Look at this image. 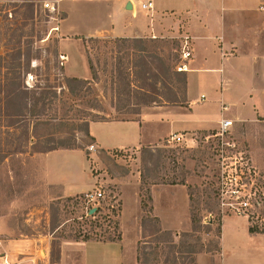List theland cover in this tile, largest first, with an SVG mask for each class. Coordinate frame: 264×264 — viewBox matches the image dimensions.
Returning <instances> with one entry per match:
<instances>
[{"label":"rangeland","instance_id":"1","mask_svg":"<svg viewBox=\"0 0 264 264\" xmlns=\"http://www.w3.org/2000/svg\"><path fill=\"white\" fill-rule=\"evenodd\" d=\"M56 1L52 0L55 10H50L44 6V0L35 2L33 8L29 0H0V83L6 85L14 75L9 67L21 63L19 70L16 66L17 72L29 70L27 75L21 76L29 88L25 109L27 120L11 129L5 127V121L0 129L2 151L14 150L17 141H22L23 150L6 159L0 155V218L8 228L4 233L0 230V238H46L52 264H80L82 244L77 242H84L85 264L89 252L87 243L119 242L122 239L119 217L124 196L129 212L133 209L132 195L139 184L142 210L139 241L143 242L140 249L143 264H163L175 257L176 264H219L222 247L221 252L216 250L221 246L218 230L228 215L232 216L226 222L227 238L224 242L227 246L223 247L226 248V256L234 260L236 253L230 250L234 245L232 229L238 227L243 230L245 221L233 211H223L214 197L218 170L217 150L214 149L217 140L208 144L204 140L206 134L201 133L182 145H169L166 137L155 144L122 152L90 150L94 141L88 132V124L98 119L97 113L108 119L138 118L125 111L132 109V105L144 95L160 101L149 107L187 105L183 82L187 69L180 71L177 68L189 61L181 57L186 19L169 13L166 17L171 21L155 36L88 39L85 41L86 54L98 79L93 78L91 68L89 76L84 78L83 47L74 40L80 37L61 31L62 20L66 18V25L84 31V16L99 14L98 23H109L119 16L115 12L110 14L106 3ZM138 9L139 20L150 16V11ZM20 48L23 55L14 59ZM190 76L194 84L192 97L204 93L203 106L207 107L211 99L209 74L205 70H194ZM72 77L87 79L91 83L77 85L68 81ZM176 97L180 103L165 101ZM96 108H103L105 112ZM216 114L215 110L212 119L217 118ZM168 120L171 116L162 112H148L146 115L147 128L151 130H159L157 122ZM166 129L169 130L168 126ZM25 130L29 131L30 140L23 135ZM232 136L246 154L255 156L254 164L259 175L249 181L246 189L257 192L260 206L251 207L245 214L253 217L254 224L262 223L264 226V200L259 197L260 194L264 197V124H236ZM61 145L86 152L96 180L93 190L102 182L107 194V199L102 202L104 211L107 214L110 211L112 215L113 209L109 205L113 203L118 208L111 217L113 222L101 220L99 225L93 224L96 219L87 215L86 204L81 199L83 194L69 197L58 186L47 183L40 156L48 153L47 149ZM53 156L56 163L62 158L73 161L82 158L76 151ZM174 178L186 182L200 223L193 224L189 213L188 222L180 226L182 230L171 231V238L157 232L160 225L151 219L154 212L148 213L152 203L148 200L147 189L172 182ZM80 181L84 184V174ZM85 181L86 188L93 184L89 176ZM116 221L119 222L118 227ZM129 231L132 230L126 226V232ZM184 232L190 236H182ZM157 239L168 241L158 242L160 240ZM183 240H188L195 249L202 248V252L192 255L172 250L173 242L178 244ZM256 253L260 261L264 260V249H258Z\"/></svg>","mask_w":264,"mask_h":264},{"label":"crops","instance_id":"2","mask_svg":"<svg viewBox=\"0 0 264 264\" xmlns=\"http://www.w3.org/2000/svg\"><path fill=\"white\" fill-rule=\"evenodd\" d=\"M62 0H57L59 3ZM152 1L154 8L145 20H139L138 9L145 2ZM86 3H106L110 14L115 12L118 19L109 23H98L99 14L84 16V31L66 25V18L60 25L61 31L77 35L74 39L82 44L84 78L90 73L89 58L85 40L91 37L142 38L160 33L170 20L169 13L186 19V34L191 38L192 58L187 64L186 106L143 107L135 119L91 122L90 136L97 149L110 151L133 149L159 142L173 134L189 137L209 134L219 128L223 118H230L236 124L254 126L264 124V0H84ZM129 2L131 9L127 8ZM61 9V6L59 7ZM64 11L63 9H61ZM143 10V9H142ZM147 13V12H144ZM145 16V17H146ZM100 17L102 18L101 14ZM91 22H94L91 23ZM97 22V24H96ZM87 42V41H86ZM89 67V68H88ZM205 70L209 74L211 95L207 107L205 94L193 98L191 73ZM226 107V109H224ZM217 118H213L214 112ZM148 112H162L171 120L157 122L159 130L147 128ZM184 112V114H182ZM258 123V124H257ZM168 126L169 130L166 129ZM79 152L81 160L60 159L55 162L54 154ZM48 184L58 186L69 197L92 191L96 180L90 160L82 149H60L40 156ZM254 161L255 156L252 154ZM84 174V184L80 181ZM92 179L86 188V177ZM84 187V188H83ZM124 196L120 226L122 239L119 242L87 243L88 254L85 264H138L137 248L140 239V187L132 195L133 209L128 212ZM154 216L160 219L163 230L179 231L188 222L190 196L186 185L161 184L152 188ZM224 217L221 235L222 253L219 264H264L256 250L264 249V233L251 234L249 217L236 214L244 219V229H232L236 253L229 259L223 247L227 238V219ZM126 226L132 231L126 232ZM8 228L0 218V230ZM231 232V231H230ZM81 247V262L84 264V242ZM229 252V249H228ZM90 256V257H89ZM0 264H52L49 243L42 237L0 238ZM63 264V263H61Z\"/></svg>","mask_w":264,"mask_h":264},{"label":"built area","instance_id":"3","mask_svg":"<svg viewBox=\"0 0 264 264\" xmlns=\"http://www.w3.org/2000/svg\"><path fill=\"white\" fill-rule=\"evenodd\" d=\"M55 1V0H54ZM44 6L47 9L55 10V5L52 0H44ZM143 10H152L154 8L153 2L148 1L141 5ZM181 57L184 60L192 58V44L189 36H184L181 48ZM178 70L185 71L187 65H179ZM226 109V107L224 108ZM235 121L230 118H223L220 121L219 128L215 132H211L204 136V140L209 144L210 141L217 140L215 150H217V176L214 182L213 189L216 192V198L219 206L223 211H233L240 215H245L246 210L254 207V202L258 199L257 192L247 191L246 186L250 180L259 175L257 167L254 164L252 156L246 154V151L241 149L237 140L232 136ZM195 136L189 137L184 134H173L168 137L167 144H185L187 141L191 142ZM214 144V143H213ZM95 149L94 145L90 146V150ZM126 151L119 149V152ZM97 189L86 192L82 196V203L86 204L87 215L92 208H100L102 214H107L104 211L102 202L107 199L106 191L103 189L102 182ZM110 209H116L115 204L109 205ZM108 208V209H109ZM109 217L111 218L110 211ZM96 219V217H93Z\"/></svg>","mask_w":264,"mask_h":264},{"label":"trees","instance_id":"4","mask_svg":"<svg viewBox=\"0 0 264 264\" xmlns=\"http://www.w3.org/2000/svg\"><path fill=\"white\" fill-rule=\"evenodd\" d=\"M31 1V6L32 8L34 7V3L37 1H41V0H29ZM89 39H93L92 37ZM88 40V39H87ZM85 40V41H87ZM88 42V41H87ZM87 45V44H86ZM29 53V57H30V52ZM23 55V51L22 48L19 49L18 52H16V55L14 56V59L16 58H21V56ZM89 65L91 68V72L93 74V78L94 79H98L97 73L94 70V67L92 65V61L91 59H89ZM16 66L19 67L18 70L21 67V63H19V65H14V67H9V69H12V74H9L11 72H8V75H12V77L10 78L9 82L6 83V85L3 86V84L0 83V129H2V125L3 123H5V121L7 122V124L5 125V127L7 128H15L16 125L20 122L26 121L27 120V113H26V108H27V99H28V94H29V88L28 86L24 85V83L21 80V76H25L27 75V73H29V70L24 71V69L22 70V72H17L16 70ZM68 81L71 83H75L77 85H87L90 84L91 81L87 80V79H81V78H76V77H72V78H68ZM184 82V92H185V97L187 94V76L185 74V77L183 79ZM71 86V85H70ZM73 86V85H72ZM71 86V87H72ZM145 94H147V92H144ZM166 102H171L174 104L180 103V101L178 100V98L176 97L175 99H166ZM186 102H187V98H186ZM160 103V101L154 100V99H148L145 95L140 99L139 102L135 103L132 105V109H126L125 113H132L135 116L140 115L141 113V109L142 107H148V106H153ZM97 109V108H96ZM121 110V108H119ZM100 112H105V110L103 108L101 109H97ZM97 118L96 120H94V122H102V121H111V120H124V119H117V118H113V119H108L105 116H102L100 113H97ZM137 118V117H135ZM132 118V119H135ZM126 120V119H125ZM88 132H89V124H88ZM90 133V132H89ZM23 135L26 136L27 140H30V133L28 130H25ZM22 147V141L18 142L17 141V145L15 146L14 150H7V151H2V143L0 141V155L1 158L6 159L8 157H11L14 153H22L23 150H21ZM57 149H75V147L72 146H64L61 145L59 147H53V148H49L46 150V152L49 151H53V150H57ZM164 184H182V185H186V182L184 180H178L176 178H174V181L172 182H165ZM147 193H148V200L150 203H152L153 199H152V190L151 188L147 189ZM213 193L215 194V198H216V192L215 190H213ZM189 196H190V214H191V218H192V223L193 224H198L200 222H198V219L196 218L195 212H194V208L192 206V201H193V197L191 192H189ZM260 194L259 197L261 198V200H264V197ZM143 203V201H142ZM143 206H145L144 204H142ZM257 206H260V201L257 199L254 202V207L256 208ZM153 209L151 207L150 210H148V213L152 212ZM112 214H116V210H112ZM96 217L95 221H92L93 224H97L99 225L101 220L104 221H109V222H113V220H111V218L109 217V214H102L101 213V209L97 208V210L90 215V218ZM151 219H153L154 221H156L159 225H160V219L157 216L152 215ZM253 217L251 215H249V221H250V233L251 234H258V233H264V226L262 223L260 224H254V222L252 221ZM116 226H119V222L116 221ZM263 226V227H262ZM158 233H161L163 235H169L172 238V232L169 230H163L160 226L157 230ZM219 234H220V239H221V235H222V228H220L218 230ZM182 236H190L188 232H184L182 234ZM169 237V238H170ZM174 239V237H173ZM171 239V241L173 240ZM112 241H115V239H111ZM121 240V239H120ZM160 240L158 242H164V241H168V240H161V239H157ZM87 241V240H86ZM143 242L140 240L138 242V248H137V261L138 264H143V260L141 258L140 255V249H141V244ZM173 247L172 250H178V252L180 253H190V254H196L199 252H202V248L201 249H195V247L190 244L188 242V240H183V241H179V243H174L173 242ZM220 248L216 249L218 250V252H221V246H219ZM193 258V257H192ZM191 258V259H192ZM177 259L176 257L169 262L168 261H164L163 264H176L177 262H175L174 260ZM194 259V258H193Z\"/></svg>","mask_w":264,"mask_h":264},{"label":"water","instance_id":"5","mask_svg":"<svg viewBox=\"0 0 264 264\" xmlns=\"http://www.w3.org/2000/svg\"><path fill=\"white\" fill-rule=\"evenodd\" d=\"M127 8H128V9H131V8H132V5H131L130 2H129V4L127 5ZM95 211H96V208H92L91 211H90V213L92 214V213H94Z\"/></svg>","mask_w":264,"mask_h":264}]
</instances>
